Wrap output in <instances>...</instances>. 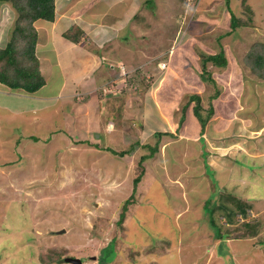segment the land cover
I'll return each instance as SVG.
<instances>
[{
  "label": "rangeland",
  "instance_id": "rangeland-1",
  "mask_svg": "<svg viewBox=\"0 0 264 264\" xmlns=\"http://www.w3.org/2000/svg\"><path fill=\"white\" fill-rule=\"evenodd\" d=\"M98 3L73 0V9L87 13ZM152 3L136 0L140 19L100 55L104 83L96 94H87L92 81H80L77 91L86 95H77L75 112L62 99L13 118L0 111V264H72L68 257L81 264H263L264 79L248 57L259 51L264 59V0ZM229 7L243 24L236 30ZM16 17L0 3V48ZM90 34L84 41L102 50L95 41L103 38ZM222 51L226 66L204 68L205 55ZM90 61L83 75L97 67ZM110 83L105 96L101 87ZM192 95L215 110L202 136L195 102L180 125ZM146 145L157 151L140 164ZM234 198L252 208L228 225L225 208L236 209ZM212 219L224 233L232 229L226 239H218ZM243 222L260 224L259 232L232 234Z\"/></svg>",
  "mask_w": 264,
  "mask_h": 264
},
{
  "label": "crops",
  "instance_id": "crops-1",
  "mask_svg": "<svg viewBox=\"0 0 264 264\" xmlns=\"http://www.w3.org/2000/svg\"><path fill=\"white\" fill-rule=\"evenodd\" d=\"M96 2H99L98 8L88 10L86 13L79 12L76 7L73 9V0H60V5H57L55 21L42 19L36 21L35 25L39 36L36 54L41 64L45 85L36 93L28 94L12 91L0 83V111L9 112L10 117L13 118L14 113H25L26 109L45 108L50 102H58L57 99H62L64 106L70 107L71 111L75 112L76 107L81 106L77 102V100L80 101L77 95H86L81 91H77L82 86L80 81L83 79L92 81L90 82L92 85L87 86V94L91 96L96 94L99 86L104 83L102 81L104 78L100 75L103 70V65L99 66L100 55L103 54V50L109 49L111 45L114 46L112 41H114L116 36L118 39V33L121 30L129 28L130 31H133L135 28L134 23H137L135 19H140L141 17L140 7H138V10L135 8L137 6L136 0H96ZM146 4H153L152 0H146ZM69 5L71 7L70 10L67 9ZM113 31L116 33L112 34ZM69 32H73L74 36L77 32H82V35L79 36L81 37L79 41L76 42L74 37L71 40L68 39L65 35ZM85 33H91V38L94 37L99 40L103 38L101 43H99L100 41H95V45H102L103 49L98 50L95 49L97 47L91 45V48H93L91 50L90 45L84 41L85 37L83 35ZM79 37L76 36V38ZM125 39V35L122 39L119 37L120 44L118 45L120 48L125 47ZM95 56H98V58ZM87 58H90V62L93 64H95L96 58L97 67L93 72L87 71L88 73L86 72L83 75V67L81 66L86 64ZM79 66L81 67L80 69L78 68ZM117 69L113 68V72H116ZM102 74L105 77L107 70L105 69ZM263 230L264 224L262 226ZM256 251L257 254L261 253L260 250ZM228 254H231V252L227 253V256ZM260 255L264 257V253ZM249 262L253 263V260H249Z\"/></svg>",
  "mask_w": 264,
  "mask_h": 264
},
{
  "label": "trees",
  "instance_id": "trees-1",
  "mask_svg": "<svg viewBox=\"0 0 264 264\" xmlns=\"http://www.w3.org/2000/svg\"><path fill=\"white\" fill-rule=\"evenodd\" d=\"M9 3L16 11L17 17L15 20V28L12 32V37L8 44L4 48H0V83L5 85L7 88L11 89L15 92H25L28 94H34L38 90H40L45 85V78L41 71V64L36 54V46L38 42V32L34 26V23L37 20H47L54 21L55 19V0H0V3ZM228 6L230 5V0H227L226 3ZM230 13V23L231 26L236 30L239 26H243L240 23L234 14V12L229 7L228 9ZM68 39L75 38V41H79L80 37L73 32H69L65 35ZM79 37V38H76ZM263 55L260 54L259 51L254 52L252 55L248 57V65L252 67L253 72L264 79V59ZM208 62H212L217 66H226L227 59L224 51L219 54H209L203 57V66L206 68ZM121 73V70H119ZM207 72V71H206ZM209 79V78H208ZM114 82V81H113ZM192 102H195L193 106V114L197 118L200 124V132L199 134L202 136L205 133L206 126L208 122L214 115V107L210 104L208 110H204V107L201 103V98L199 95H192L189 101L183 106L182 116L180 118V125L186 120L188 107ZM158 136H161V133H157ZM150 149L149 154H145L140 159V164L143 161L150 158L157 151V146L152 147L151 145H146ZM112 152L115 155H124L127 152H115L112 149H106ZM144 174V170L137 175L134 179L133 185V193L131 195V201H126L123 206V212L120 215L119 225L124 223V219L126 216V212L128 211V205L130 202L132 204V200L134 199V192H136V188L141 181V178ZM234 201H238V205L236 209L230 210L225 205L221 204L220 208L223 206L226 207V220L228 225H232L234 222L235 213H241V215L246 216V209L249 207L252 208V204L244 203L242 200L235 199ZM248 204V205H247ZM243 205V207H242ZM247 206V208H246ZM249 206V207H248ZM211 223L216 227L217 233L216 236L218 239H226L225 233L232 232V229H226L227 232H223L221 227L216 226L215 221L212 219ZM243 226H237L233 233L236 236H241L243 234H251L255 236L256 232L260 230V224H249L243 222ZM230 234V235H232ZM228 252L225 253L227 255Z\"/></svg>",
  "mask_w": 264,
  "mask_h": 264
},
{
  "label": "built area",
  "instance_id": "built-area-1",
  "mask_svg": "<svg viewBox=\"0 0 264 264\" xmlns=\"http://www.w3.org/2000/svg\"><path fill=\"white\" fill-rule=\"evenodd\" d=\"M162 64H163V65H162ZM159 66L166 67V63L162 62V63H160ZM120 68H121L120 70H121V73L123 74V76H126V75H127V71H126V69L124 68V66L122 65ZM112 87H113V83H110L109 85H103V86L101 87V90H102L103 94H104L105 96H107L109 93L112 92ZM82 97H83L82 94H80V95L78 96L79 99H82Z\"/></svg>",
  "mask_w": 264,
  "mask_h": 264
},
{
  "label": "water",
  "instance_id": "water-1",
  "mask_svg": "<svg viewBox=\"0 0 264 264\" xmlns=\"http://www.w3.org/2000/svg\"><path fill=\"white\" fill-rule=\"evenodd\" d=\"M66 261L72 264H81L82 260L79 258H72V257H68L66 258Z\"/></svg>",
  "mask_w": 264,
  "mask_h": 264
},
{
  "label": "bare ground",
  "instance_id": "bare-ground-1",
  "mask_svg": "<svg viewBox=\"0 0 264 264\" xmlns=\"http://www.w3.org/2000/svg\"><path fill=\"white\" fill-rule=\"evenodd\" d=\"M148 238V237H147Z\"/></svg>",
  "mask_w": 264,
  "mask_h": 264
}]
</instances>
